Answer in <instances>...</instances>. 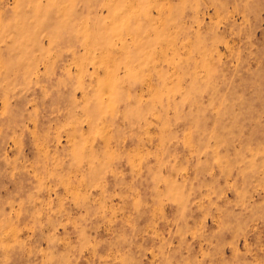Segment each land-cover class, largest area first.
<instances>
[{
	"label": "rangeland",
	"instance_id": "1",
	"mask_svg": "<svg viewBox=\"0 0 264 264\" xmlns=\"http://www.w3.org/2000/svg\"><path fill=\"white\" fill-rule=\"evenodd\" d=\"M0 264H264V0H0Z\"/></svg>",
	"mask_w": 264,
	"mask_h": 264
}]
</instances>
